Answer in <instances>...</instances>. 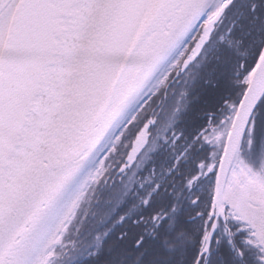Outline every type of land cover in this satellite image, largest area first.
<instances>
[{
  "label": "snow or ice",
  "instance_id": "snow-or-ice-1",
  "mask_svg": "<svg viewBox=\"0 0 264 264\" xmlns=\"http://www.w3.org/2000/svg\"><path fill=\"white\" fill-rule=\"evenodd\" d=\"M0 264H264V0H0Z\"/></svg>",
  "mask_w": 264,
  "mask_h": 264
}]
</instances>
